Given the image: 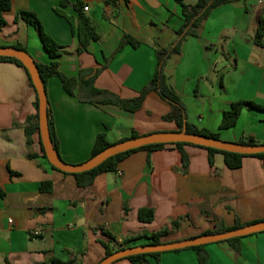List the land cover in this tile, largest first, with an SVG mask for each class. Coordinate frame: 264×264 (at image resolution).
<instances>
[{"label":"crops","instance_id":"crops-1","mask_svg":"<svg viewBox=\"0 0 264 264\" xmlns=\"http://www.w3.org/2000/svg\"><path fill=\"white\" fill-rule=\"evenodd\" d=\"M191 0L185 3L194 5ZM63 11L78 18L74 6L83 5L100 36L82 49L70 23L56 14L61 0H12L0 30V47L22 46L37 63L50 58L37 31L23 21L22 11L36 13L46 32L62 46L60 71L77 77L81 71L101 70L96 87L123 100H132L154 77L158 46L171 47L183 25L176 0H69ZM88 7V11L84 8ZM264 0L215 9L200 37H188L179 55L164 67L168 84L184 102L188 122L219 133L225 142L253 138L264 143V111L246 108L235 127L220 130L224 113L238 101L264 106V47L254 43ZM126 34L142 45H120ZM47 98L62 160L78 165L91 158L96 137L110 143L133 132L148 135L178 131L164 121L172 107L156 92L132 113L115 106H95L69 96L57 77L47 82ZM37 94L26 71L0 61V264H53L75 261L98 264L105 257L102 242L112 248L125 239L169 228L165 242H176L214 230L264 220V159L245 157L240 169L230 170L222 154L210 164L208 150L184 146L189 158L170 146L149 153L138 151L123 160L115 173L101 174L87 188L74 176L55 171L43 156L40 133L27 144L29 118L36 115ZM196 118H198L196 123ZM30 154L33 158H30ZM51 182V193H42ZM154 210L152 223L138 219L141 209ZM12 221V224L9 221ZM181 220L177 230L171 228ZM107 233L115 238L110 240ZM239 251L223 241L205 246L208 264H264V232L243 237ZM149 264H199L198 252L183 249L148 257ZM115 264H132L126 259Z\"/></svg>","mask_w":264,"mask_h":264},{"label":"trees","instance_id":"trees-1","mask_svg":"<svg viewBox=\"0 0 264 264\" xmlns=\"http://www.w3.org/2000/svg\"><path fill=\"white\" fill-rule=\"evenodd\" d=\"M176 1L180 4L182 8L183 25L176 32V40L171 47L162 48L158 46L157 49L158 65H157L156 73L152 78V80L148 83V85L140 92V96L132 100H123L118 96L109 93L108 91L97 88L96 79L99 73L101 72V70L81 71L77 77H70L64 74L63 72H61L60 64L57 61V59L63 53L62 46L46 32L42 21L40 20L39 16L36 13L31 11H22L18 14L16 18V23L21 20L25 22L27 25L33 27L39 34L44 49L46 50L50 58L53 59V61L50 64L37 63L46 90H47L48 80L52 77H57L62 82L65 92L69 96L77 98L79 101L83 103H90L95 106H115L122 110L132 113L138 112L139 110L142 109L144 101L149 93L156 92L162 100L169 103L172 107L170 113L163 117L164 121L176 122L179 132L183 131L186 125L187 133L189 134L202 135L213 139L221 140L219 133H213L208 130L198 129L197 127L191 125L188 122V113L186 106L182 101L180 95L176 92V90L168 84L167 77L164 74V67L167 61L173 55L180 54L182 45L188 37L198 38L201 36L205 22L208 20V18L215 9L230 4H236L241 2L247 3L248 0H197L194 5L185 3V0H176ZM12 5H13L12 0H0V30H2L7 24L5 20V14L12 9ZM68 6H70L69 0H61V7L59 9H56L55 12L57 15L65 18L70 23L73 34L78 36L81 48L86 49L91 42L98 41L100 39V36L97 33L96 28L92 25L90 19L84 15L83 5L81 3H78L74 6L75 11L78 13L77 20L63 11V9L67 8ZM254 43L258 47L261 48L264 47V15H262L259 19ZM127 44L131 45L134 48H138L142 45L140 41L136 40L134 37H132L129 34L125 35L120 45V49ZM17 48L25 50L22 46L19 45L17 46ZM0 61L13 63L23 68L28 75L31 86L34 88L29 72L24 67L22 62H20L15 58H8V57H0ZM35 107L37 112L36 115L34 117L29 118L27 121L26 137H27L28 146H31V141H32L31 139L33 134L39 132L38 97ZM246 108L264 111V106L256 104L254 102L245 101V100L235 102L232 104L231 108L224 113L219 129L228 130L235 127L236 124L238 123V120L240 119L242 111ZM48 111H49V127H50L51 138L54 147L60 156L59 141L56 137L54 122L50 114L49 105H48ZM140 136L142 135H140L137 132H133L130 138L123 139L120 142L129 139H136L139 138ZM238 143L243 145L259 144L253 138H244ZM40 145L43 156L47 159L41 138H40ZM112 145L114 144L108 141L106 134L100 133L96 137L91 158L97 156L98 154L108 149ZM188 145L196 146L186 143L156 144V145L146 146L110 158L96 169L81 174H68L57 170L52 165L51 167L55 171L61 172L64 175L74 176L76 179L77 186L79 188H87L93 184L94 180L99 175L105 173L117 172L120 163L126 158H128L130 155L138 151H148L149 153H152L155 151L163 150L170 146H174L182 154L183 170L187 171L189 166V158L184 152L183 147ZM196 147L204 148L209 151L210 153L209 162L211 165H213L214 162L213 161L214 155L222 154L225 158L226 166L230 170L240 169L242 167L243 159L245 157H258L264 159V154L247 156L236 153L224 152L217 149L206 148L202 146H196ZM33 157L34 156L30 154V158ZM52 189H53V185L51 182H44L40 187V191L42 193H51ZM154 218H155V214H154V210L152 209L144 208L141 209L138 213V219L142 223H147V224L152 223L154 221ZM262 221L264 220H256L253 222L242 223L239 219H237L236 223L231 227H227L224 224H219L216 226L214 230L207 231L201 234L200 236L226 233ZM180 222L181 220L174 221L171 224V228L173 230H177L180 227ZM169 234H170V230L169 228H166L164 230L155 232L150 236L142 235L130 239H125L118 244L117 248H112L109 243L102 242V245L105 249L104 258L109 257L110 255H112L117 251H121L134 246L160 245L162 243H166L164 239L167 238ZM107 236L110 238L111 241L115 240V238L108 233ZM241 239L242 238H234L226 242L230 243L237 251H239L238 242ZM204 248L205 246H199V247H192L187 249H193L198 252L199 264H208L209 257L208 254L205 252ZM179 251L182 250H177L174 252H179ZM161 254L162 253L142 254L137 256H131L129 258H126V260L130 261L132 264H149L148 257H159ZM53 264H76V263L75 261L62 262L60 260H54Z\"/></svg>","mask_w":264,"mask_h":264},{"label":"water","instance_id":"water-1","mask_svg":"<svg viewBox=\"0 0 264 264\" xmlns=\"http://www.w3.org/2000/svg\"><path fill=\"white\" fill-rule=\"evenodd\" d=\"M0 57L15 58L22 62L24 67L28 70L39 101V133L45 154L49 163L61 172L68 174H81L89 172L96 169L110 158L132 150L156 144L186 143L247 156L264 154V143L243 145L239 143L225 142L202 135L189 134L187 133L185 125L183 131L181 132H156L140 136L136 139H129L112 145L97 156L90 158L82 164H68L59 156L51 138L47 91L37 66V62L26 50L19 49L17 47H0ZM262 232H264V221L226 233L197 236L182 241L162 243L160 245H139L130 247L113 253L109 257L104 258L98 264H114L119 260L142 254L165 253L192 247L207 246L209 244L228 241L234 238H243Z\"/></svg>","mask_w":264,"mask_h":264},{"label":"built area","instance_id":"built-area-1","mask_svg":"<svg viewBox=\"0 0 264 264\" xmlns=\"http://www.w3.org/2000/svg\"><path fill=\"white\" fill-rule=\"evenodd\" d=\"M88 10H89L88 7H85V8H84V11H88ZM9 223L12 224V221L10 220Z\"/></svg>","mask_w":264,"mask_h":264},{"label":"rangeland","instance_id":"rangeland-1","mask_svg":"<svg viewBox=\"0 0 264 264\" xmlns=\"http://www.w3.org/2000/svg\"><path fill=\"white\" fill-rule=\"evenodd\" d=\"M191 1H193V2H194L195 0H191ZM197 120H198V118H196V120H195V121H196V123H197Z\"/></svg>","mask_w":264,"mask_h":264}]
</instances>
